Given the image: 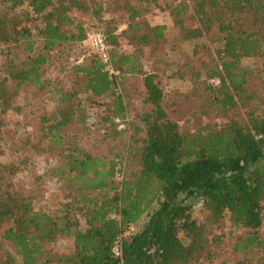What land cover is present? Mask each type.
<instances>
[{"label": "trees", "instance_id": "16d2710c", "mask_svg": "<svg viewBox=\"0 0 264 264\" xmlns=\"http://www.w3.org/2000/svg\"><path fill=\"white\" fill-rule=\"evenodd\" d=\"M149 1L116 0L125 14L117 32V18L102 19L96 0H0L6 69L0 115L30 90L53 104L35 117L29 147L56 159L49 176L63 195L60 209L36 210V195L18 178L27 156L0 162V264H211L209 226L224 220L244 231L231 244L237 264H264V0L170 5L178 39L195 41L192 58L170 75L190 82L174 98L156 81L158 65L143 66L166 38V25L145 17ZM72 9L102 20L116 74L90 53L71 65L68 85L48 86L42 70L51 63L49 52L83 42L90 32ZM120 37L132 51L119 50ZM12 49L21 59L12 58ZM137 75L150 109L124 128L130 110L124 82ZM213 77L217 85L209 82ZM177 112L191 117L196 130L181 131L171 116ZM3 124L0 116V141ZM74 126L77 132L69 130ZM127 129V146L114 150L109 140ZM103 143L110 149L105 154L97 149ZM197 205L205 223L192 215ZM130 225L115 256L113 241ZM60 237L72 244L54 252L49 244Z\"/></svg>", "mask_w": 264, "mask_h": 264}, {"label": "rangeland", "instance_id": "374dc122", "mask_svg": "<svg viewBox=\"0 0 264 264\" xmlns=\"http://www.w3.org/2000/svg\"><path fill=\"white\" fill-rule=\"evenodd\" d=\"M100 7V16L102 19L117 18V32L125 28V14L118 11V3L116 0H96ZM179 0H151L146 6L145 17L150 23H163L166 25L164 44L157 50V53H147L143 58V66L148 70L152 63L158 65L161 74L157 76L156 81L168 96L173 98L176 92L185 93L190 88V82L187 79L179 80L170 76L184 62L192 58L194 40L180 41L177 37L178 29L172 24L169 17V7L174 5ZM70 14L82 19L87 27L88 32L103 26L102 20L98 16H85L78 11L72 9ZM132 47L123 39L119 40V50L122 52L132 51ZM147 51H150L147 48ZM5 46H0V80L5 77ZM91 52L86 46V42H80L74 45H68L49 52L50 64L42 70L43 78L48 81V86L53 85H68L71 77L70 67L74 63H79L89 56ZM12 58L21 59V53L17 49H12ZM251 63L247 62V65ZM204 77V76H203ZM124 88L129 95L130 110L121 127L126 128L128 123L135 116L143 111L150 109L148 104L142 102L144 88L141 83V76H127L124 82ZM141 91V92H140ZM53 106L45 96H39L34 90L21 93L14 101V109H9L4 114L0 115L4 124L1 129L0 141V162H14L27 156V165L23 169L18 178L20 184L25 188L24 191H31L36 195L34 208L36 210H51L60 209L63 200L62 192L59 189L56 180L49 176V169L57 164V161L48 153H37L29 147V143L33 142L36 133L35 117L42 111L51 109ZM16 107L19 110H15ZM177 111V110H176ZM182 112L172 114V118L177 120L180 125V130L183 132L195 131L197 126L194 120L186 115H181ZM203 123H223L225 118L202 119ZM77 125V124H75ZM79 126V125H78ZM71 132H77L79 128L74 126ZM99 132V131H97ZM94 131V133H97ZM130 129H127L123 137L109 140L110 146L114 150L123 149L127 146ZM108 145L103 143L98 151L105 154L110 151ZM125 161V160H124ZM193 217L205 223L206 213L201 205L194 207L192 211ZM81 226H84V221L80 218ZM211 224L210 249L212 252L211 264H237L238 257L231 251V244L238 235L243 234V229L233 227L224 220L222 224ZM264 233V222L262 230ZM72 244L70 237H60L49 244V247L54 252H65ZM204 264V263H202Z\"/></svg>", "mask_w": 264, "mask_h": 264}, {"label": "built area", "instance_id": "2783aa9c", "mask_svg": "<svg viewBox=\"0 0 264 264\" xmlns=\"http://www.w3.org/2000/svg\"><path fill=\"white\" fill-rule=\"evenodd\" d=\"M85 42L89 51L91 53L97 54L100 60L105 64V69L109 72V74H116L110 64V57L108 53L109 46L105 41V37L102 30L100 28L91 30L88 33ZM209 82L213 85H217L219 83V79L213 77L209 79ZM133 230L134 227L130 225L128 229L116 236L112 246V252L115 256H121L122 239Z\"/></svg>", "mask_w": 264, "mask_h": 264}]
</instances>
